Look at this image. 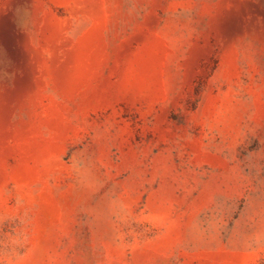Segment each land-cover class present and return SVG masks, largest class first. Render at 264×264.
<instances>
[{
	"label": "rangeland",
	"instance_id": "rangeland-1",
	"mask_svg": "<svg viewBox=\"0 0 264 264\" xmlns=\"http://www.w3.org/2000/svg\"><path fill=\"white\" fill-rule=\"evenodd\" d=\"M0 264H264V0H0Z\"/></svg>",
	"mask_w": 264,
	"mask_h": 264
}]
</instances>
